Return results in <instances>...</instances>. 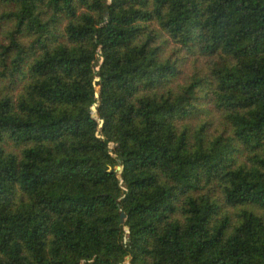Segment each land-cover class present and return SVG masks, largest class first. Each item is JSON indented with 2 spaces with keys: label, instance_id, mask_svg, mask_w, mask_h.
<instances>
[{
  "label": "trees",
  "instance_id": "obj_1",
  "mask_svg": "<svg viewBox=\"0 0 264 264\" xmlns=\"http://www.w3.org/2000/svg\"><path fill=\"white\" fill-rule=\"evenodd\" d=\"M0 264H264V0H0Z\"/></svg>",
  "mask_w": 264,
  "mask_h": 264
},
{
  "label": "rangeland",
  "instance_id": "obj_2",
  "mask_svg": "<svg viewBox=\"0 0 264 264\" xmlns=\"http://www.w3.org/2000/svg\"><path fill=\"white\" fill-rule=\"evenodd\" d=\"M191 68L192 67H190V66H187L186 67V73L187 72H190V70H191ZM213 116V115H212ZM210 116L211 118H213V121H210L209 122V124L207 125V128H209V129H214V127H217L218 126V117L217 116ZM194 125H195V121H191L190 123H189V126L190 127H194Z\"/></svg>",
  "mask_w": 264,
  "mask_h": 264
},
{
  "label": "water",
  "instance_id": "obj_3",
  "mask_svg": "<svg viewBox=\"0 0 264 264\" xmlns=\"http://www.w3.org/2000/svg\"><path fill=\"white\" fill-rule=\"evenodd\" d=\"M117 169H118L117 174L119 175L120 172H121L122 167L120 165H118L117 166ZM124 216H125V213L123 211H121L120 212V220H123L124 219ZM125 231L128 232V227L127 226H125ZM126 261H128V260H126Z\"/></svg>",
  "mask_w": 264,
  "mask_h": 264
}]
</instances>
